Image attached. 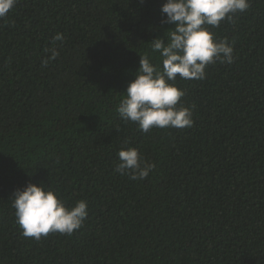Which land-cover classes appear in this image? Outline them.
<instances>
[{
  "label": "trees",
  "instance_id": "1",
  "mask_svg": "<svg viewBox=\"0 0 264 264\" xmlns=\"http://www.w3.org/2000/svg\"><path fill=\"white\" fill-rule=\"evenodd\" d=\"M165 2L19 0L0 19V264H264V0L209 26L231 65L175 81L193 126L143 133L117 108L140 56L162 69ZM130 147L145 180L114 171ZM29 183L85 200L83 226L25 237L12 197Z\"/></svg>",
  "mask_w": 264,
  "mask_h": 264
},
{
  "label": "clouds",
  "instance_id": "2",
  "mask_svg": "<svg viewBox=\"0 0 264 264\" xmlns=\"http://www.w3.org/2000/svg\"><path fill=\"white\" fill-rule=\"evenodd\" d=\"M19 0H0V19H5ZM250 0H166L161 6L162 24L174 25L165 33L167 42L157 37L151 43L152 51L159 53L161 67L154 65L148 56H140L136 78L127 87L117 112L125 122H133L143 133L153 128H191L192 111L180 105L185 91L175 81L203 80L209 64L219 61L231 65L234 49L226 39L215 40L211 28H218L222 21H231L233 15L245 12ZM62 33L52 38V43L63 42ZM49 60L59 56L56 47L49 49ZM119 163L114 168L120 175L133 180H145L155 168L146 162L137 148L122 149ZM12 206L16 222L25 237L40 240L49 233L72 235L79 230L88 216V205L79 200L74 206H66L58 195L44 184H27L13 194Z\"/></svg>",
  "mask_w": 264,
  "mask_h": 264
}]
</instances>
